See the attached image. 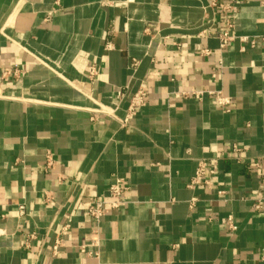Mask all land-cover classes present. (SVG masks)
Instances as JSON below:
<instances>
[{"label": "crops", "instance_id": "crops-1", "mask_svg": "<svg viewBox=\"0 0 264 264\" xmlns=\"http://www.w3.org/2000/svg\"><path fill=\"white\" fill-rule=\"evenodd\" d=\"M263 34L262 0H0V264H264Z\"/></svg>", "mask_w": 264, "mask_h": 264}, {"label": "built area", "instance_id": "built-area-1", "mask_svg": "<svg viewBox=\"0 0 264 264\" xmlns=\"http://www.w3.org/2000/svg\"><path fill=\"white\" fill-rule=\"evenodd\" d=\"M262 4L264 5V0H262ZM215 5V4H213ZM225 11H229L231 10V7L227 6L224 8ZM227 31L224 33V35L222 36L224 44L226 45L227 42L232 41L234 39V37H231L229 34V30H231L233 28L232 23L228 22L227 23ZM242 42H244L245 44H248L250 47L254 48L257 46V44H261L264 47V34L260 35V36H256L254 38H242L241 39ZM207 53V52H205ZM99 71L96 67H91V78H94L98 75ZM197 98H200V96L203 94L201 92H192ZM189 93H183V95L187 96ZM214 94L215 96V101L216 104L220 107H227L230 104V99L229 98H225L221 95V93H211ZM145 98H146V92L145 89L142 87H140V89L134 94V96L132 97L129 107H128V111H127V117L126 119H124L122 121V124H126L128 123L129 120H131L132 118H134L138 111L145 106ZM99 113L103 114V115H112L114 114V111H112L110 108L108 107H101L99 110ZM235 151H238V149L236 147H234ZM52 162H48V166L51 167ZM207 172V164L205 162H200L198 169L196 171L195 177L192 181V185H198L201 184L204 181V177L206 175ZM128 189L123 185L122 182H118L114 185L111 186L110 188V196L112 198V200L110 201H97L95 203H93L89 209H88V215L89 217H91L92 219L96 220L97 222H99L102 217L106 214V208L107 206H109L112 209H119L122 206H124V201L122 200L123 194L127 191ZM21 213L24 214L25 212V207L21 206L20 207ZM66 229H68V227H66L64 229V234H66ZM34 238V235H30V239ZM88 245H82L80 247L81 252L82 253H88ZM263 261H264V256L262 257Z\"/></svg>", "mask_w": 264, "mask_h": 264}]
</instances>
